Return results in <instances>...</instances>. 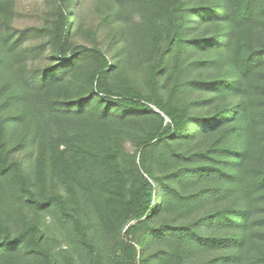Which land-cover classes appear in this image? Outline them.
I'll return each mask as SVG.
<instances>
[{"label": "trees", "instance_id": "16d2710c", "mask_svg": "<svg viewBox=\"0 0 264 264\" xmlns=\"http://www.w3.org/2000/svg\"><path fill=\"white\" fill-rule=\"evenodd\" d=\"M32 1L0 0V264H264V0Z\"/></svg>", "mask_w": 264, "mask_h": 264}, {"label": "rangeland", "instance_id": "374dc122", "mask_svg": "<svg viewBox=\"0 0 264 264\" xmlns=\"http://www.w3.org/2000/svg\"><path fill=\"white\" fill-rule=\"evenodd\" d=\"M50 8H51V6L47 0H35L33 3L22 2L18 6H16L15 14H17L18 17L15 19L14 24L16 26H22V27H26L28 25L29 26L35 25L38 27L49 26L50 21L52 19V10ZM155 111H156V109H155ZM126 149L128 152H132V148L129 145L126 146ZM162 216H161V218H162ZM130 224H132V222ZM121 227L122 226H118L117 230L119 231ZM124 229H123V231H124ZM123 231H121V233ZM118 237H120V234ZM137 238H138L137 234L130 236V239L133 242H137ZM103 246H104V251L107 254V259H109L108 256H110L112 253H114L113 250L116 249L113 246L112 239L109 238L107 240V242H105L103 244ZM158 249H160V247H152L149 249L148 253H152L153 251H158ZM116 250H118V249H116ZM115 254L119 255L118 252H115ZM202 258H203V256H199V255L197 256V260H201ZM191 260H192V258L190 259V261ZM151 264H157V263H154L152 261ZM182 264H186V262H182Z\"/></svg>", "mask_w": 264, "mask_h": 264}]
</instances>
